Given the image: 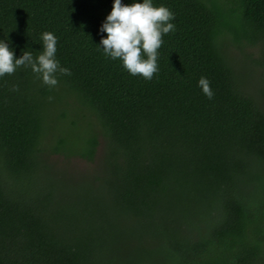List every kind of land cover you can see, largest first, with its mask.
Wrapping results in <instances>:
<instances>
[{"label":"trees","instance_id":"obj_1","mask_svg":"<svg viewBox=\"0 0 264 264\" xmlns=\"http://www.w3.org/2000/svg\"><path fill=\"white\" fill-rule=\"evenodd\" d=\"M154 2L146 80L96 45L112 0H0L15 56L48 30L70 69L0 77V264H264V0Z\"/></svg>","mask_w":264,"mask_h":264},{"label":"clouds","instance_id":"obj_2","mask_svg":"<svg viewBox=\"0 0 264 264\" xmlns=\"http://www.w3.org/2000/svg\"><path fill=\"white\" fill-rule=\"evenodd\" d=\"M174 13L165 3L154 0H112L111 10L102 21L96 44L103 54L112 60H119L130 75H140L151 80L159 71L158 49L163 43L162 36L175 30ZM42 48L37 55L22 50L15 56L7 39H0V77L12 74L21 65L30 67L43 84L53 87L58 83L57 74H70L56 57L57 36L45 30L41 34ZM203 94L211 99L214 95L208 78L201 75L197 81ZM13 85V90L16 89Z\"/></svg>","mask_w":264,"mask_h":264},{"label":"rangeland","instance_id":"obj_3","mask_svg":"<svg viewBox=\"0 0 264 264\" xmlns=\"http://www.w3.org/2000/svg\"><path fill=\"white\" fill-rule=\"evenodd\" d=\"M89 166L90 165L84 161H78V162L72 163L71 165L72 169H74L77 172H84L89 168Z\"/></svg>","mask_w":264,"mask_h":264}]
</instances>
